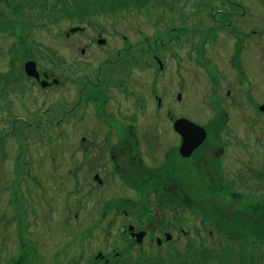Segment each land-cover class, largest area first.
<instances>
[{
    "label": "rangeland",
    "instance_id": "1",
    "mask_svg": "<svg viewBox=\"0 0 264 264\" xmlns=\"http://www.w3.org/2000/svg\"><path fill=\"white\" fill-rule=\"evenodd\" d=\"M51 1L56 2L0 0V10L15 24L0 34V79L7 72L12 58L8 51L14 45L19 68L31 61L36 63L38 73L66 82L62 88L51 87L48 95L35 87L38 106L32 107L11 92L4 97L6 102L0 100L5 115L12 113L9 120L0 114V264H20L24 260L20 256L25 257L26 252L24 264L109 263L113 256L127 251L126 226L132 220L124 222L125 210L120 204L129 201L135 208L140 206L139 210L146 209L144 221L159 206L161 190L180 197L182 204L181 211L174 213V226L166 232L173 239L185 233L195 243L201 239L210 242L206 236L212 223L217 222L233 235L225 240L213 227L221 249L231 245L228 240L234 241V250L241 252V258L251 254L264 264V251H256L255 256L252 248L244 247L255 240L254 231L264 228V222L258 220L260 215L252 217L264 205V115L258 111V106L264 105V0H231L233 3L228 1L227 5L225 0L223 5L208 0L212 9H217L212 13L196 8L198 0H135L124 6L128 10L76 0L74 15L71 7L70 14L53 23L48 6ZM122 35L130 42L126 43ZM104 38L109 45L100 47L97 42ZM208 38L214 40L211 48L207 47ZM152 44L158 51L147 52ZM129 45H134L131 50ZM116 52L121 56L118 61ZM158 55L166 63L159 75L154 62ZM49 56L63 64L62 68L46 62ZM98 60L114 62L112 67H100V73L108 71L110 76L105 88L110 92L111 111L119 108L120 112L105 123L116 129L109 141L103 137L107 128L94 119V112L102 105L98 102L104 99L99 86L92 92L97 93L95 97L88 98L86 118L79 123L74 118L66 122V117L58 121L60 114L77 101L82 71L96 75ZM136 60L138 63L131 65ZM66 68H72L73 80L66 79L69 74L62 72ZM127 70L131 73L125 79L136 92L131 98L121 92L120 81ZM210 75L213 80L229 82L231 96H226L221 82L215 87ZM60 99L65 101L64 107L59 103L61 111L43 118L34 116V111L42 112ZM181 118L205 128L208 135L205 145L188 160L177 156L180 139L172 131L174 120ZM48 123H58L61 135L56 136L58 126ZM118 123L129 127L128 134L118 131ZM94 128L97 139L82 155L81 138L91 140ZM24 129L33 130L26 142L33 147L28 160L34 176L23 174L27 166L15 164L19 143L28 135ZM40 135L45 137L41 139ZM40 139L42 142H37ZM48 143L55 148L47 149ZM112 148L116 155L109 163L107 152ZM57 153L53 170L47 156ZM104 166L100 182L92 180ZM16 172L23 176L18 177ZM79 182L81 186L77 187ZM184 210L195 214L190 226L176 224ZM99 220H103L102 225ZM132 223L143 234L147 228L152 229L149 225H158L156 221ZM143 240L145 244L151 240L147 232ZM182 248L184 243L179 246L181 253ZM167 252L159 257L164 264H169Z\"/></svg>",
    "mask_w": 264,
    "mask_h": 264
},
{
    "label": "trees",
    "instance_id": "2",
    "mask_svg": "<svg viewBox=\"0 0 264 264\" xmlns=\"http://www.w3.org/2000/svg\"><path fill=\"white\" fill-rule=\"evenodd\" d=\"M89 2H86L88 4H102L104 6H118L121 8V10H128V8L124 7L126 5L132 4L135 0H87ZM144 1H150V0H144ZM163 2V0H161ZM221 4H223L222 0H218ZM119 2V3H117ZM173 3V1L171 0ZM187 2V1H186ZM190 2V1H188ZM193 3H196V0H193ZM49 6V11L51 9V21L52 23L55 22L57 19H62L64 16L70 14L72 11V15H74L76 10V0H56V2L51 1V6ZM73 7L74 11L70 8ZM197 8H204L209 9L212 13L213 10L210 3H208V0H198V4L196 5ZM15 24L12 23L10 18L2 11L0 10V34L5 33L7 29H11L12 26ZM8 54L12 57L10 58V62L8 65V69L6 74L3 76L2 79H0V95H8V92L12 89H14L16 86L20 85L22 82V71L17 69L16 62L17 60V51L15 49V46L13 45L9 51ZM162 194H159V206H157L156 210L154 212L151 210L152 216L148 217L146 220L143 221L145 217V210L143 207L139 210L140 206L137 208H131V204H125L121 203L119 207L121 209L125 210V214L127 216H131L132 220H136L138 223H144V222H150L153 223L156 221L158 222V225L150 226L152 229H156L159 231V234H163L168 232L170 229V225L174 226V213H177L176 211H181L179 209L181 207V201L180 197L172 196V194H166L165 190H161ZM156 198L157 195H156ZM158 202V200H157ZM130 206V207H129ZM216 206V205H215ZM157 212V213H156ZM253 218L257 217L260 222H264V208H259L256 210V212H253ZM180 217L182 218V221L187 226H190V221L187 217H185L184 213H180ZM204 217V216H203ZM207 220V217H206ZM208 222V221H207ZM220 224L215 222L212 223V226L216 229V234L219 237H222L223 239L227 240L226 237L230 238L233 237V235H230L226 233L220 226ZM213 227L210 228V233L207 234V238L210 239V242L203 241L202 239L200 242H193L192 238L185 234L181 233V237L179 239H173L170 242L166 243L163 249L159 246L158 248L155 247V245H152L149 247V250L154 249V254L146 255L145 252H141L140 249L130 250L128 253L124 255H120L112 264H164L163 258L160 254L163 253V251L168 252L165 255L167 256V261H169V264H244V261L247 260L248 264H261V259L258 258L255 255L256 251H264V228L258 231H254V235L256 236L255 240L251 243L244 244V247L252 248L254 250V255L249 256L247 255V259L241 258V252L236 253L234 250V245L236 243L234 241L228 240L229 243H231L230 246L225 247V249H221L219 247V244L214 239V233H213ZM148 229V228H147ZM196 231V230H195ZM219 231H223L222 234L219 233ZM218 233L220 235H218ZM198 235V232L196 233ZM216 237V236H215ZM178 240V241H176ZM185 240V241H180ZM181 243H184L183 253L180 252L179 246ZM242 243V242H241ZM157 248V249H156ZM264 254V253H263ZM253 255V254H252ZM154 256V257H152ZM157 257V258H155ZM20 258L24 259L22 263L24 264L25 260L27 258V252L25 254V257L23 255L20 256ZM19 258V259H20Z\"/></svg>",
    "mask_w": 264,
    "mask_h": 264
},
{
    "label": "flooded vegetation",
    "instance_id": "3",
    "mask_svg": "<svg viewBox=\"0 0 264 264\" xmlns=\"http://www.w3.org/2000/svg\"><path fill=\"white\" fill-rule=\"evenodd\" d=\"M133 46L134 45H129L128 46L129 50H131L133 48ZM153 50L154 49H151V50H148L147 52H150V51H153ZM127 56H129V55L127 54ZM120 58H121V56L115 54V61H118ZM112 63L114 64V62H109V61H102L101 62L100 60H98L97 64H98L99 69H98V71H96V75H91V76L90 75H86L85 72L82 71V74L80 75L81 76L80 77V83H81L80 94H83V96L79 94L78 97H77V101H76L74 107H71L70 109L66 110L65 113L62 112L63 114L62 113L60 114V117L62 116V118L61 119L59 118L58 121H62L65 117H66L65 118L66 122L70 121L74 117V111L75 110H76L75 117L78 119L79 122H81L84 118H86L87 115H88L87 107H88V105L90 103L88 98L95 97V95L97 93H92V92L98 91L99 90L98 86H99L101 88V90H103L102 94L104 96V99L101 100L100 102H98V103H101L102 105H101V107L99 109L97 108L96 111L94 112V119L105 130L107 128L106 134H104L105 136L103 135V137H104V139L106 141H109L110 133L114 132L116 129L114 128L113 124H111V123L110 124H105V123H108L110 121L111 117H113V115L119 114L120 112L117 109L114 110V112L111 111L110 102L108 104V100L110 98V96L108 94L109 89L105 88V86L108 87V80H109L110 76H108V71H106L104 73H100V67H102L103 65H109L110 67H112L113 66ZM42 76H43V79L45 80V83H46L44 85V88L49 89L51 86L52 87H57L58 86L57 83L55 84V80L53 78H50L47 75L46 76L42 75ZM91 77H93V81H92ZM48 78L50 79L51 83L48 82L49 81ZM41 81L43 82V80H41ZM41 81H40V83L37 82V81H34V84L41 87ZM62 83H63V81L60 80L59 84L61 85ZM128 83H129V85H131V82H128ZM126 84H127L126 80L125 81H122V80L120 81L121 92H122V94L125 95L124 97H128V95H130V98H131L130 90L126 86ZM85 89H87V93H84ZM105 94H106L107 98H106ZM112 102H113V105L115 106V100L114 99H112ZM33 105L34 106H38V101H35V103H33ZM46 111L48 112V114L46 113ZM46 111L43 112V114L47 115V116H50L52 112H59V111H61V109H59V108L54 106L53 110L50 107H47ZM121 120L122 119H119V121H121ZM50 122H52V121H50ZM38 124L39 123H37V125ZM69 124L70 123L66 124L65 126H68ZM48 125L58 126L59 124L58 123H55V124L48 123ZM116 126L119 127L118 131L121 130L122 132L128 134L129 127H125L124 124H120V123L116 124ZM123 127H125V128H123ZM29 128H31V126H29ZM47 129H52V128L48 127ZM56 129H60L59 126L56 127ZM90 132H91V130H90ZM96 132H97V130L94 128L93 131H92V136H91L92 139L91 140H89L88 138H85V136H82L81 141H80V147H81L80 150H81V154L82 155H85V154L88 153V150H87L89 148L88 144H92L97 139V133ZM107 154L108 155H107L106 160H108L109 163H113L114 159H115V155H116L115 154V148H112L111 150L108 149ZM95 155L97 157L100 156L99 152H97ZM82 159H85V158L82 157ZM138 162L140 163L141 161H138ZM105 168H106V166L99 167L98 170H97V173H95V175L93 176V179H98L100 176H102L103 173H104Z\"/></svg>",
    "mask_w": 264,
    "mask_h": 264
},
{
    "label": "water",
    "instance_id": "4",
    "mask_svg": "<svg viewBox=\"0 0 264 264\" xmlns=\"http://www.w3.org/2000/svg\"><path fill=\"white\" fill-rule=\"evenodd\" d=\"M25 72L28 76L36 77V73L34 71V64L28 63L25 65ZM173 129L177 132L182 140L183 144L181 146V156L187 157L189 152L194 149L198 142H202L205 138V133L202 129L194 126L185 120H178L173 124ZM142 237V235H138V238Z\"/></svg>",
    "mask_w": 264,
    "mask_h": 264
}]
</instances>
